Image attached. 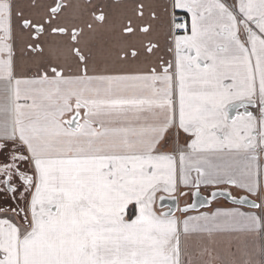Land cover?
Segmentation results:
<instances>
[{
  "label": "snow or ice",
  "instance_id": "6c2138e0",
  "mask_svg": "<svg viewBox=\"0 0 264 264\" xmlns=\"http://www.w3.org/2000/svg\"><path fill=\"white\" fill-rule=\"evenodd\" d=\"M70 7L0 0V264H264V0H134L102 69Z\"/></svg>",
  "mask_w": 264,
  "mask_h": 264
},
{
  "label": "crops",
  "instance_id": "0c3cea01",
  "mask_svg": "<svg viewBox=\"0 0 264 264\" xmlns=\"http://www.w3.org/2000/svg\"><path fill=\"white\" fill-rule=\"evenodd\" d=\"M72 7L68 8L61 17V23L71 27L75 24L78 28H83L84 32L80 37V47L86 54H90L92 62L97 68H103L109 59V54L120 41L121 25L126 23V17L132 15V9L134 7V0H69ZM32 3V0H21V6L26 9ZM144 3L149 8L156 7L160 4V0H144ZM106 15V20L103 23H95L92 30L86 27V23L92 22L93 11L99 13L100 10ZM148 18V12L146 10L145 19ZM160 38L163 39V32L160 33ZM144 39L143 37H133V42H139ZM61 42L60 38H57L54 43ZM67 49H65V52ZM91 66V65H90ZM233 195H243L236 190H232ZM165 196V193H159L158 196ZM202 195L207 196V192L202 191ZM192 202V197H181L177 201V206L182 207L189 205ZM239 208L241 211H246L247 207L230 204L222 199H218L210 204L206 208L198 210L199 212L215 211L216 209H231ZM166 210V207L162 208ZM190 214H197L191 212ZM177 216L181 214L176 213ZM253 240L238 232H226L218 234H201L191 237L190 244L193 247H202L207 245L209 248L214 249L216 253L220 254L223 258L227 259L229 252H235L238 246H242L245 243L251 244ZM256 244L264 243V239L256 238L254 240Z\"/></svg>",
  "mask_w": 264,
  "mask_h": 264
},
{
  "label": "water",
  "instance_id": "95a60500",
  "mask_svg": "<svg viewBox=\"0 0 264 264\" xmlns=\"http://www.w3.org/2000/svg\"><path fill=\"white\" fill-rule=\"evenodd\" d=\"M202 196H204V195H202ZM218 199H222V200H224V201H226V202H228V203H230V204H233L231 201H229V200H227V199H225V198H218ZM218 199H217V200H218ZM215 201H216V200H215ZM213 202H214V201H213ZM191 203H192V202H191ZM191 203H190V204H191ZM159 204H160V207H161V208H163V207H165V206H168V207H172L173 210H175L176 207H177V201H172V200L168 199L167 197H166L163 201H160ZM233 205H238V206H244V207H247V205H240V204H233ZM186 206H187V205H186ZM208 206H210V205H207L206 207H208ZM183 207H185V206H182L181 208H183ZM206 207H204V208H206ZM200 209H202V208H198L197 211L200 210ZM166 210H167V209H166Z\"/></svg>",
  "mask_w": 264,
  "mask_h": 264
}]
</instances>
